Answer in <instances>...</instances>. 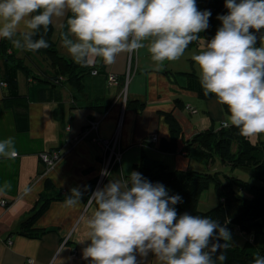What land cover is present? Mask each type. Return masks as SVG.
<instances>
[{
    "label": "clouds",
    "instance_id": "1",
    "mask_svg": "<svg viewBox=\"0 0 264 264\" xmlns=\"http://www.w3.org/2000/svg\"><path fill=\"white\" fill-rule=\"evenodd\" d=\"M224 7L227 13L217 16L215 35L191 59L204 95L212 94L227 107L224 126H234L243 137L264 135V0H224ZM66 15L62 46L75 63L90 67L100 58L111 65L120 53L142 49L147 42L159 70L201 38L211 11L199 10L196 0H0V38L19 50L46 49L48 42L34 37L41 26L47 32L54 18ZM16 155L13 137L0 140V157ZM9 188L5 182L0 194ZM30 192L25 189V195ZM70 193L65 205L79 207L84 192L72 188ZM179 203L180 195H169L162 183L136 171L126 179L109 180L92 192L86 205L94 210L81 217L87 229L84 241L90 242L82 250L83 259L90 264H141L138 256L147 260L151 254L155 264L226 261L223 251L213 257L229 246L227 227L199 215H178L174 205ZM251 264H264V255L254 252Z\"/></svg>",
    "mask_w": 264,
    "mask_h": 264
},
{
    "label": "crops",
    "instance_id": "2",
    "mask_svg": "<svg viewBox=\"0 0 264 264\" xmlns=\"http://www.w3.org/2000/svg\"><path fill=\"white\" fill-rule=\"evenodd\" d=\"M67 18L53 19V39L58 52L72 59L62 46ZM145 44L137 51L120 53L111 65L96 58L93 65H101L103 72L83 76L79 89L70 82L53 87L22 72L18 73L19 97H8L6 87L0 84V140L13 137L17 151L14 158L0 157V186L5 182L10 185L0 194V201H8L5 206L0 204V264H90L82 256L90 242L84 241L87 229L81 217L87 218L95 206L90 208L86 202L109 180L126 179L132 171L139 172L137 164L142 154L162 160L171 169H209L210 163L206 164L197 151L188 157L183 146L199 131L210 126L218 128L226 121L222 105L213 95L202 99L194 90L170 80L167 71L179 70L165 63L156 70ZM17 56L24 58L33 74L44 77L43 70L49 69L44 63L41 68L34 66L24 50L17 49ZM108 73L117 80L109 83ZM126 78V82L121 81ZM40 89H44V98L39 96ZM175 99L180 104L176 105ZM186 105H200L204 113L191 117ZM165 112H172L182 129L175 152L158 148L160 139L169 138ZM92 119L98 121L96 130L89 129ZM153 134L158 136L155 142L149 140ZM72 139L78 141L70 146ZM105 139H116L115 149L120 152L117 161L112 158L108 163L109 151L101 144ZM51 149L59 150L60 156L44 172L39 153ZM47 178L66 195L72 188H79L84 192L81 205L71 208L65 205V199L52 200L34 226L55 230L37 238L13 233L38 200ZM25 189H31L30 194L25 195ZM138 260L141 264H155L151 254L147 260L139 256Z\"/></svg>",
    "mask_w": 264,
    "mask_h": 264
},
{
    "label": "trees",
    "instance_id": "3",
    "mask_svg": "<svg viewBox=\"0 0 264 264\" xmlns=\"http://www.w3.org/2000/svg\"><path fill=\"white\" fill-rule=\"evenodd\" d=\"M196 3L199 10L211 11L209 28L199 34L205 35L214 26L217 16L226 14L227 9L224 7V0H196ZM63 29L65 26L60 30V32L62 31L61 34ZM53 32L52 24L47 32L41 26L34 38L43 37L48 42L49 47L36 52L25 51V57L34 66L41 68V64L44 63V66L49 68L43 70L44 77L33 74L32 68L26 64L24 58L17 56V49L13 47L11 42L0 38V66L2 67L0 80L6 84L8 97L17 98L20 95L18 90V73L20 72L27 77L48 82L53 87L61 86L63 82H70L78 89L82 85L80 79L83 76L92 74V70H96L95 74L103 72L101 65L83 67L75 63L73 59L61 55L56 48ZM167 75L173 82H180L182 87L194 90L202 99H208L212 96V94L204 95L199 82V75L195 72L167 71ZM121 81L124 82L123 79ZM39 96L44 98V89L39 90ZM175 103L176 105L180 104V100L175 99ZM222 108L224 113L228 114L227 107L222 105ZM164 118L168 125L169 138L160 139L158 148L165 152H175L182 129L172 112H165ZM193 151H197L206 164H211L212 160L217 157L223 164L229 165L232 169L236 167L247 168L258 182L250 183L233 177L238 189L243 192L241 193L232 187L230 180L222 182L218 171L210 172L209 170L191 168L171 169L162 160L150 158L145 154L141 155L137 168L139 173L150 182H159L166 186L169 195L178 194L182 197V203L174 205L178 215L188 213L211 218L221 226L237 227L240 232L249 235L242 245H234L228 242L227 250L221 249L216 252L214 259L221 254V251L227 257L226 261H217V264H251L254 252L264 255V140L258 139L253 142L249 137L241 136L239 130L234 126L225 127L221 123L218 128L210 126L187 139L183 146V152L189 157ZM211 185L217 196V203L207 210H200L198 208L199 196ZM87 195L84 197L86 200ZM66 196L68 195L57 189L47 178L38 200L13 233L37 238L55 230L54 228H38L34 226V223L52 200L66 199ZM211 242H216L215 237ZM219 243L224 244L225 241L220 240Z\"/></svg>",
    "mask_w": 264,
    "mask_h": 264
},
{
    "label": "rangeland",
    "instance_id": "4",
    "mask_svg": "<svg viewBox=\"0 0 264 264\" xmlns=\"http://www.w3.org/2000/svg\"><path fill=\"white\" fill-rule=\"evenodd\" d=\"M219 20L216 19L214 26L209 29L205 35H200L201 38L194 43H190L188 48L185 50L184 55L175 61H164L167 66L171 67L173 70H179V71H187V72H195L199 75L198 66L195 64V62L191 59L192 54L196 53L199 54L200 51H202L205 47L206 40H210L216 33V30L218 29ZM259 46V45H257ZM127 78L124 82H126ZM192 107V106H191ZM195 111H192L190 114L191 117H197L198 115H201L204 113L203 108L200 105H196V107H193ZM228 114H226V117ZM253 142L260 139L264 140V135L260 136H253L249 137ZM210 172L218 171L219 177L222 180V182H226L227 180L231 181V185L236 190L238 189V185L235 180H233V177H237L239 179H242L244 181L250 182V183H257L258 181L251 175L250 171L247 168L244 167H236V168H230L229 165L223 164L219 158H215L211 164L209 165ZM213 186L211 185V188L209 190H204L200 196L198 208L200 210H207L210 207L214 206L217 203V196L215 192H213ZM241 193H243L241 190H239ZM227 229L231 232V240L229 241L231 244H237L242 245L243 242L248 238L249 235L240 232L237 227H231V226H225Z\"/></svg>",
    "mask_w": 264,
    "mask_h": 264
},
{
    "label": "built area",
    "instance_id": "5",
    "mask_svg": "<svg viewBox=\"0 0 264 264\" xmlns=\"http://www.w3.org/2000/svg\"><path fill=\"white\" fill-rule=\"evenodd\" d=\"M92 74L96 73V70H92L91 71ZM117 80V77L112 74L109 73L108 74V82H115ZM0 84L5 86V82L0 80ZM185 109L192 112L195 111L193 107H191L190 105H186ZM225 121L222 122V124L224 125ZM98 126V121L97 120H90L89 121V129H97ZM149 140L152 142L157 141V135L153 134L149 137ZM78 139H72V141L70 142V146H72L75 142H77ZM102 146L105 147V149H107L109 151V159H108V163L109 161H111V159L113 158L114 161H117L120 157V152L116 151V139H112V140H102L101 142ZM60 156V151L57 149H51L49 151H41L39 153V158L41 159V161L44 163V172L48 171L55 163V161L58 159V157ZM107 163L106 166H108L109 164ZM106 171V169H105ZM8 203V201H6L5 199H2L0 201L1 205H6ZM7 243L10 244L11 243V238L7 239ZM76 250H73V255H75Z\"/></svg>",
    "mask_w": 264,
    "mask_h": 264
}]
</instances>
